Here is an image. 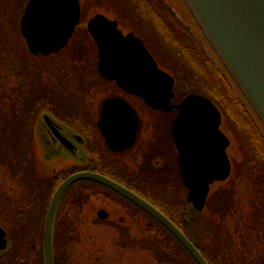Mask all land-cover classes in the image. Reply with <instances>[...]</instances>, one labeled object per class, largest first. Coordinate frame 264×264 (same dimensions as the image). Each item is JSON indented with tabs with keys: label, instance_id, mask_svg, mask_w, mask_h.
Instances as JSON below:
<instances>
[{
	"label": "rangeland",
	"instance_id": "1",
	"mask_svg": "<svg viewBox=\"0 0 264 264\" xmlns=\"http://www.w3.org/2000/svg\"><path fill=\"white\" fill-rule=\"evenodd\" d=\"M26 1L0 0V45L6 42L3 40L5 37L12 41L10 35L13 34L16 18H19V10ZM80 2L83 10V12L81 10V14L82 18H85V22L95 12H101L110 18H118L119 27L124 31L132 29L141 35L160 66L172 74L173 72L177 74V78H175L180 87L190 90L189 86L191 88L195 86L198 87V90L205 91L204 88L209 86L207 81L205 83L199 81L207 74V71H204L202 77H197L196 81L194 80L196 73L193 64L187 63L183 57V53L188 48L183 45L182 40H178L177 34L170 40L164 37L165 29L168 32L171 28L169 22H165L161 27L153 20L146 18L123 17L120 14L118 17L117 4L113 0H80ZM82 25L84 26L85 23ZM177 25V28L180 27L179 24ZM76 36L81 40H84L85 37L79 29L73 40L77 39H75ZM3 46L7 48V45ZM85 47L80 45L78 53L67 49L58 55L52 54L37 59L27 53L22 42L16 43L13 49L17 53L21 51L20 54H17L19 59L9 62L12 67L15 62L18 63V67H11L10 70L13 69V71L4 70L0 73V130H4L6 127L3 126L7 125L6 131L13 132L19 123H21V128L23 127L22 117L30 103L27 96H31L34 89L42 93L43 90L44 93L53 90L56 94L64 95L56 87L57 81L60 79L72 81L76 76L84 75L83 69L77 70L76 68L80 55L81 64L89 62V53L83 52H87ZM0 63L4 64L1 55ZM36 66L41 68L38 69ZM66 89L69 90L70 87L67 86ZM52 96L55 97L54 93ZM239 107V102L234 100L231 103L230 112L221 109L224 116L222 127L230 134L231 138L228 152L233 159V169L231 176L225 182L211 186L212 193L209 198L212 199V202L219 203L221 210L218 211L219 206L215 208L216 204H214L211 208L212 212L209 207V210L205 208L206 212L204 213L208 215L210 212L220 223V246L229 262L261 264L256 261L258 258L260 261L264 259V243L260 240L264 239V219L261 218H264V214H261L264 211V142L259 139L258 132L251 125L244 124V117L240 113ZM1 135L2 139L7 136L4 133H0ZM8 141L5 139L2 143L0 141V149H3L4 146L7 147ZM10 147L12 150L11 154L7 156V161L4 164L0 163L1 224L8 232L10 245L13 244V251L15 252L17 248L20 249V253L15 252L18 255L17 259L24 258L26 263L19 262L17 259L13 263L11 259L14 252L12 251L13 253H2V256L0 254V264H40L38 259L42 248L41 236L48 202L45 197L47 194L45 190L35 191L31 188L32 183L27 177L28 174L24 172L20 164L21 159L24 160V156H20L21 153H24L22 142H17V145L14 142ZM16 147L19 148L18 152L15 151ZM15 152L18 154L17 159L12 157V153ZM252 168L254 169L252 170ZM236 169L238 174L234 173ZM36 172H40V175L49 181L44 175L42 167L37 166ZM40 180L42 179L40 178ZM44 183L45 181L42 180V184ZM48 183L51 185V181ZM84 184L86 183L81 185L84 191L82 194L87 199H83V203L79 205L78 198L71 193L73 189L78 188L79 184H75L65 194L62 204L59 206L62 218L65 219L59 221L57 225L59 234L54 246L58 257L57 264H66V261L72 264H180L160 261L156 257L157 255H154L153 250L148 248L145 238L152 235V232L147 230L146 221L143 226L140 225V228L130 227L125 231L114 229L110 223L111 220L117 218L118 215L115 214V211L118 209L113 210V208L120 200L111 195L108 199V194L104 190L95 187L89 188ZM162 194V198L169 200V188L167 194L165 190L162 191ZM175 201L176 203H187L186 193L182 191L180 185H178ZM101 207L110 210H108L111 213L108 219L97 218L96 210ZM218 215L220 216L219 221L217 220ZM129 222L131 225L134 223L133 220L127 221V223ZM141 222L143 221L140 220V224H142ZM255 227L260 229L259 233L253 232ZM124 238L134 244L125 245L121 240ZM211 240L213 238L208 235L204 240V245ZM187 262L192 263L190 259Z\"/></svg>",
	"mask_w": 264,
	"mask_h": 264
},
{
	"label": "water",
	"instance_id": "2",
	"mask_svg": "<svg viewBox=\"0 0 264 264\" xmlns=\"http://www.w3.org/2000/svg\"><path fill=\"white\" fill-rule=\"evenodd\" d=\"M182 2L264 129V0ZM80 15V0H28L20 17V30L28 50L37 57L60 50L72 36ZM87 26L98 46V69L104 77L114 79L153 107L171 109L174 77L157 65L141 38L132 32L123 33L117 20L100 12L89 19ZM115 100L111 98L103 103L102 120L110 115L109 107L118 103ZM121 105L129 109L125 102ZM175 106L178 113L172 122V136L181 178L188 189L187 201L197 210H203L211 184L225 180L231 172L226 151L230 139L221 130V112L209 97L190 92ZM42 118L55 124L47 114H43L40 121ZM80 179L94 180L118 191L162 224L197 264H209L194 243L161 210L127 187L92 171L70 174L53 192L42 233L45 264H54L53 224L58 203L65 190ZM8 246L7 232L0 225V253Z\"/></svg>",
	"mask_w": 264,
	"mask_h": 264
},
{
	"label": "flooded vegetation",
	"instance_id": "3",
	"mask_svg": "<svg viewBox=\"0 0 264 264\" xmlns=\"http://www.w3.org/2000/svg\"><path fill=\"white\" fill-rule=\"evenodd\" d=\"M89 19L85 22V18H81L68 43L57 52L52 53L58 55L67 49L78 53L79 46L83 45L86 46L87 50V52H83L89 53V62L81 64L80 55L76 69H83L85 76L80 74L72 81L69 79L57 81L56 87L58 90H61L64 95H68L56 94L53 90L46 91L44 105L38 112L34 125L35 162L37 166L44 169V175L51 181V186L55 184L53 192L57 185L70 174L80 171H92L105 175L127 187L160 210L161 205L165 207L170 204L175 205L178 185L181 186L184 193L187 192V188L181 178L178 152L172 136V122L178 113V108L175 105L187 93L194 90H187L186 88L181 90L175 75L166 70L174 77V95L170 98L171 109L162 110L148 104L140 95L128 92L114 79L104 77L98 69V46L88 31L87 23ZM110 19H116L119 27L118 18ZM82 23H85V25L83 26ZM18 29V21H16L13 33L16 34L19 31ZM78 29L84 33V40L79 39L78 36L75 37L76 40H73ZM122 31L123 33L132 32L135 36L141 37L147 46L145 39L134 30L124 31L122 29ZM195 33L198 37L199 32ZM20 36L21 42L28 51L26 41L21 33ZM198 39L202 46L207 45L203 38L198 37ZM147 48L150 51L148 46ZM150 53L157 65L164 69L160 66L154 54L151 51ZM67 86L70 87L69 90L66 89ZM111 98L116 99L115 101L118 103L109 107L108 112H110V115H106L105 119L102 120L103 103ZM239 100L244 103L241 98ZM124 102L128 105V110L121 105ZM218 108L220 109L219 106ZM43 114L53 118L55 124L50 122V125L43 118L40 121ZM223 120L222 113L220 127L230 139L226 151L233 167V159L228 152L231 138L230 134L222 127ZM59 136L65 143L61 141ZM82 183H86L84 185H88L89 188L95 187L104 190L108 194V199L111 195L120 200L117 206L113 208V210L118 209V211H115V214L118 215L117 218L111 220L110 223L111 226H114V229L125 231L130 227L137 226L140 228V225L145 224L146 213L144 209L113 188L90 179H80L68 187L61 197L59 205L65 194L75 184H79L78 188L73 189L71 193L78 198L79 205L83 203V199L87 198L82 194L84 193ZM214 183L220 185L222 182ZM168 188L170 192L169 200L162 198V191L165 190L167 194ZM59 205L57 209H59ZM108 210L103 207L97 208V218L108 219L111 214ZM131 220L134 222L132 225L130 222L127 223ZM140 220L143 221L142 224H140ZM121 240L122 243L129 242L127 238Z\"/></svg>",
	"mask_w": 264,
	"mask_h": 264
},
{
	"label": "trees",
	"instance_id": "4",
	"mask_svg": "<svg viewBox=\"0 0 264 264\" xmlns=\"http://www.w3.org/2000/svg\"><path fill=\"white\" fill-rule=\"evenodd\" d=\"M117 4V16L120 14V16L123 17H136V18H146L149 20H153V22H156L159 26L163 25L165 22H169L171 25V28H169L168 32L165 29L164 37L166 38H173L174 36L178 37V40H182L183 45L187 46L188 50L183 53L184 59L189 64H193V67L195 69L196 78L194 77V80L196 81L197 77H202L204 75V71H207V74L200 79V82L205 83L208 82L209 86L203 87L205 91L198 90V87L193 86L192 88L188 87L190 90L194 91H200L203 94L209 96L212 98L219 107L224 110L225 112L231 111V103L232 101L239 102V110L240 113L244 117V124L245 125H251L253 129H255L258 132L259 139L264 142V129L258 122V119L254 116H250L249 112L246 109L245 104L240 102L241 94L235 84L231 81L228 74L222 67V65L219 63L217 58L215 59L212 57L209 52H211L206 46H202L199 42L198 37L203 38V36L199 33V36L196 37L195 32H199L196 24L192 20L186 6L182 2V0H170L172 2H169L168 0H113ZM24 7V6H23ZM23 7L20 8L18 17L20 12L23 10ZM178 12V13H177ZM119 17V16H118ZM159 18H161L159 20ZM19 18H16V21H18ZM177 24H179L180 27L177 28ZM162 27V26H161ZM176 29V31H174ZM19 30V29H18ZM12 32V31H11ZM12 35V36H11ZM10 39L12 38V41L9 40V38L5 37L3 40L6 42L4 43L7 45V48H4V44L0 45L1 51L0 55L3 56L4 64L2 65L0 63V73L4 70H10L12 65H10L9 61H18L19 57L17 58V54L21 53L19 51L18 53L13 49L16 43L21 42V36L19 31L16 34H11ZM173 40V39H172ZM9 45V47H8ZM177 47V45H175ZM178 48V47H177ZM13 49V51H12ZM12 51V52H11ZM27 51V50H26ZM27 53L31 55L28 51ZM32 56V55H31ZM6 57V58H5ZM10 58V59H9ZM12 59V60H11ZM38 59V58H37ZM14 67H18V63L14 64ZM12 67V68H14ZM36 68H41L40 66H36ZM10 71H13L11 69ZM174 74V72H173ZM175 77L177 74H174ZM177 78V77H176ZM180 86V85H179ZM185 89V87H181V90ZM187 89V88H186ZM40 92L39 90H33L31 96H27L30 100V104L25 109V113L22 117V121L24 123L23 127L21 128V123L15 128L13 132L6 131L7 125L3 126L6 127L4 130H0V133L7 134V136L4 138L8 141L7 147L4 146L3 149H0V163L4 164L7 160V156L11 154L12 148L14 142L21 141L24 149V153H21L20 156H24V160L21 159L20 164L22 168L24 169V172L27 175V177L30 179L32 186L31 188L36 190H45V193L47 194L45 197L46 200L49 201V198L53 192V189L55 187V184L49 185L48 181L40 175V172H36L37 170V164L35 162V142H34V125L37 120V114L41 110V107L44 105V99L46 97L47 93ZM246 118V120H245ZM15 120V118H14ZM4 131V132H3ZM1 143L4 142V139H2V135L0 136ZM259 141V140H258ZM19 149L16 147L15 151ZM18 152V151H17ZM17 152L12 153L13 158H18ZM252 166V165H251ZM249 168V167H248ZM254 168H252L253 170ZM238 174L239 172L234 170V173ZM233 173V174H234ZM253 174V173H252ZM235 175V174H234ZM45 181L44 184H42V180ZM47 183V184H46ZM83 196V195H82ZM212 199L209 198L206 209L210 211L212 210V206L216 204L214 207L218 208V211L221 210L220 204L215 203L214 201H211ZM63 199L61 200L62 204ZM75 201V200H74ZM73 201V202H74ZM46 202V201H45ZM48 203V202H47ZM44 204V202H43ZM60 206V205H59ZM161 210L179 227L182 229V231L189 237V239L194 243V245L200 250V252L203 254V256L208 260L210 264H234L232 261L229 262L226 257V254L222 252V248L220 246L221 238H220V223L216 221V219L208 212V215H206L204 212L206 210L198 211L188 203H176L170 204L168 207H165L164 205H161ZM61 208L58 209L56 214V220H55V226H54V234H53V244L55 246V241L57 238V235L59 234L58 230V222L62 221L65 218H62V213L60 211ZM264 210V209H263ZM212 212V211H211ZM264 214V211L261 213ZM214 215V214H213ZM146 216V223H147V230L152 232V235L145 238L147 241L148 248L152 249L154 252V255H157L158 259L163 262L167 263H186L188 259L191 260V264H197L195 260L190 256V254L185 250V248L176 240V238L165 228L163 227L157 220L152 218L150 215L145 214ZM264 219L263 217H261ZM185 219L188 220V222H185ZM220 219V216L218 215V221ZM61 224V222H60ZM69 231V230H68ZM74 231V230H73ZM260 229L254 228L253 232L259 233ZM211 236L213 238L212 243H207L204 245V240L206 237ZM42 237V236H41ZM70 238H73L70 236ZM264 243V239H260ZM130 242V241H129ZM126 241L124 244L131 245L132 243H129ZM12 248V249H11ZM13 251V244L9 246V248L3 252V253H11ZM16 251H20V249L17 248ZM15 251V252H16ZM14 252V251H13ZM12 252V253H13ZM14 252L13 257L11 261L15 263V259H17V254ZM20 253V252H19ZM2 256V254H1ZM29 258V257H28ZM57 253H55V247H54V260L55 264H57ZM40 264L44 263V256H43V243L42 248L40 249L39 259ZM19 262H25L24 258L17 259ZM259 261V263L264 264L263 261H260L259 258L256 261V263ZM66 264H72L70 262L66 261Z\"/></svg>",
	"mask_w": 264,
	"mask_h": 264
}]
</instances>
